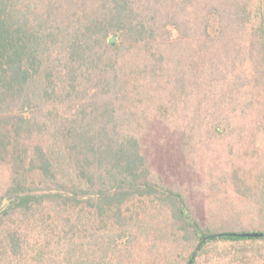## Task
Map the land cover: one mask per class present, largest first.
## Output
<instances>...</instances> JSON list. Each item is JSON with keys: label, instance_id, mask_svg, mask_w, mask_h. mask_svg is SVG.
<instances>
[{"label": "trees", "instance_id": "trees-1", "mask_svg": "<svg viewBox=\"0 0 264 264\" xmlns=\"http://www.w3.org/2000/svg\"><path fill=\"white\" fill-rule=\"evenodd\" d=\"M253 224L264 0H0V264H264Z\"/></svg>", "mask_w": 264, "mask_h": 264}, {"label": "rangeland", "instance_id": "rangeland-1", "mask_svg": "<svg viewBox=\"0 0 264 264\" xmlns=\"http://www.w3.org/2000/svg\"><path fill=\"white\" fill-rule=\"evenodd\" d=\"M116 39H117V36L115 37L114 42L116 41ZM147 136L151 140V144L148 147L150 149V151H148V150L147 151H148V154L150 155V158L153 160V162L159 163L160 169L162 171H164L165 173L174 174L175 178H180V179L183 178V173L181 172V167L179 166L178 159H176V154H177L176 147L171 145V148H166V144L164 142H162V144H163L162 145L161 141H160V138L158 137L159 134H150V135H147ZM157 140H159V141H157ZM168 141L170 143L169 139H168ZM161 146H163L164 148L162 149ZM172 149H173V151H172ZM205 170L206 169H203V172ZM210 187L211 186L208 184L207 188H210ZM211 188H210V192H211V195H212L211 197H213L215 195H220L221 192H222V189L220 190V188L218 186H216V187L212 186ZM247 227L249 229L252 228L250 226H247ZM254 227H255L256 230L264 231V226H259L258 227V226L254 225Z\"/></svg>", "mask_w": 264, "mask_h": 264}, {"label": "water", "instance_id": "water-1", "mask_svg": "<svg viewBox=\"0 0 264 264\" xmlns=\"http://www.w3.org/2000/svg\"><path fill=\"white\" fill-rule=\"evenodd\" d=\"M116 35H112L109 37V42L111 44L114 43V39H115ZM242 236H262L263 235V231H247V232H242L241 233ZM197 250V249H196ZM196 250L191 254V257L189 259V263L191 262V260L193 259V257L195 256ZM188 263V264H189Z\"/></svg>", "mask_w": 264, "mask_h": 264}]
</instances>
